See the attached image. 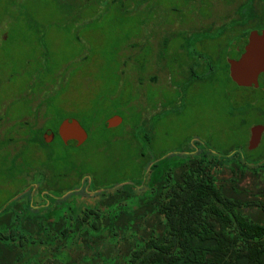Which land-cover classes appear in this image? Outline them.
Returning <instances> with one entry per match:
<instances>
[{"label":"rangeland","instance_id":"374dc122","mask_svg":"<svg viewBox=\"0 0 264 264\" xmlns=\"http://www.w3.org/2000/svg\"><path fill=\"white\" fill-rule=\"evenodd\" d=\"M245 2L0 0V215L16 200L39 205L43 165L68 174L58 186L86 192L91 202L94 188L135 186L151 162L197 149L206 153L198 156L199 178L209 173L234 211L264 226V165L239 172L223 157L233 150L231 157L264 162V128L250 148L251 127H264V90L238 87L222 60L238 58L245 32L264 30V0ZM113 116L120 124L105 128ZM64 119L79 122L84 144L44 140ZM179 163L170 168L171 184L188 170ZM162 218L154 211L132 222V237L159 240ZM127 239L57 248L52 237L26 253L40 251L39 264H126L134 243ZM15 262V252L0 245V264Z\"/></svg>","mask_w":264,"mask_h":264},{"label":"trees","instance_id":"16d2710c","mask_svg":"<svg viewBox=\"0 0 264 264\" xmlns=\"http://www.w3.org/2000/svg\"><path fill=\"white\" fill-rule=\"evenodd\" d=\"M247 2L252 4L253 0ZM250 18L251 11L244 19L248 23ZM248 34H243L238 57ZM226 58L228 56L222 60L228 68ZM251 110L247 109L244 114ZM42 117L46 119L44 123L49 119L47 114ZM54 134V139L61 142L57 130ZM232 151L223 155L224 164L236 171L264 165L245 154L231 157ZM205 154L194 149L191 154H172L161 162L153 161L143 170V177L135 186L126 182L104 190L94 188L91 202L84 197L86 192L58 186L68 174H50L43 165L36 172V192L41 196L39 205L35 207L30 200L19 204L16 200L4 210L0 215V245L15 252L13 264H39L40 251L31 256L26 252L34 244L45 249V240L49 242L52 237L57 248H89L98 241L128 237L127 240L134 243H130L129 255L124 257L126 264H264V226L234 211L209 173L199 178L202 164L198 156ZM191 157L194 160L190 161ZM174 162L184 163L188 170L182 171L171 184L170 168ZM162 168L166 173L165 187L170 188L164 192V185L160 183ZM45 190L48 193L42 196ZM102 206L106 208L100 210ZM130 209L134 213L129 216ZM154 211L162 215L166 223L160 239L143 241L132 237L129 225ZM6 215L11 218L3 222ZM100 220L105 221V226H100Z\"/></svg>","mask_w":264,"mask_h":264},{"label":"water","instance_id":"95a60500","mask_svg":"<svg viewBox=\"0 0 264 264\" xmlns=\"http://www.w3.org/2000/svg\"><path fill=\"white\" fill-rule=\"evenodd\" d=\"M229 77L238 87L258 88V78L264 74V30L261 32L251 31L248 35L247 44L237 59H227ZM120 124L118 116L110 117L105 122L106 128H113ZM79 122L72 119H64L58 126L57 134L63 144L67 147H79L84 144L88 134L84 129L77 131ZM263 126L251 127L250 148L256 146L263 131ZM55 137L53 132L44 133V140L49 143Z\"/></svg>","mask_w":264,"mask_h":264},{"label":"flooded vegetation","instance_id":"af4514ba","mask_svg":"<svg viewBox=\"0 0 264 264\" xmlns=\"http://www.w3.org/2000/svg\"><path fill=\"white\" fill-rule=\"evenodd\" d=\"M247 41H248V39H247ZM246 44H247V42L245 43V45H246ZM245 45H243V50H244ZM239 50H240V49H239ZM242 52H243V51H242ZM242 52H241V53H242ZM241 53H240V54H241ZM260 76H263V77H264V74H261ZM260 76H259V77H260ZM258 83H259V78H258ZM259 87H260L262 90H264V83H259L258 88H259Z\"/></svg>","mask_w":264,"mask_h":264}]
</instances>
